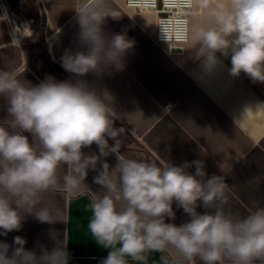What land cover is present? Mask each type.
<instances>
[{
    "label": "clouds",
    "instance_id": "clouds-1",
    "mask_svg": "<svg viewBox=\"0 0 264 264\" xmlns=\"http://www.w3.org/2000/svg\"><path fill=\"white\" fill-rule=\"evenodd\" d=\"M199 2L209 8V0ZM74 11L79 48L66 50L61 59L76 79L48 76L32 85L21 72L0 70L8 114L0 120V235L20 230L26 214L41 223L63 222L58 212L37 207L41 196L79 193L88 188L85 180L93 170L101 190L91 198L88 229L109 250L101 264H148L149 253L169 246L188 264L197 258L201 264H264V206L253 202L243 217L226 212L229 184L224 176L209 177L202 160L161 166L120 153L125 129L114 127L110 96L84 77L122 71L134 41L104 30L107 17L119 18L111 0H78ZM191 40L193 56L206 71L217 67L221 53L231 57L233 77L243 72L253 83H264V0L218 4L192 29ZM93 144L99 154L82 151ZM111 154L114 168L103 159ZM173 203L189 217L180 226L165 222L175 219ZM201 205L203 213L197 212ZM25 244L21 236L12 245L0 241V264H69L65 240L56 239L51 251L42 248L39 255ZM161 261L169 264L164 256Z\"/></svg>",
    "mask_w": 264,
    "mask_h": 264
},
{
    "label": "crops",
    "instance_id": "crops-1",
    "mask_svg": "<svg viewBox=\"0 0 264 264\" xmlns=\"http://www.w3.org/2000/svg\"><path fill=\"white\" fill-rule=\"evenodd\" d=\"M226 2L209 0L205 9L199 0L176 7L169 0L139 5L136 0H111L119 18L107 17L103 28L109 34H126L134 46L122 71L102 77L88 74L84 79L110 96L114 127L125 129L121 154L161 166L202 160L209 177L224 176L229 184L224 210L243 217L253 202L264 206V83H253L243 72L233 77L230 56L217 53L220 63L208 72L192 53V29L205 23L208 10ZM77 3L0 0V70L21 72L32 85L48 76L76 79L62 67L61 58L66 50L79 48ZM171 15L182 19L177 39L164 37L161 29L163 19ZM6 107L0 97V120L8 115ZM25 135L31 141V135ZM109 144L114 141L109 139ZM82 151L99 154L95 144ZM103 159L116 166L115 154ZM59 171L62 175L64 169ZM188 171L194 174L195 168ZM96 175L88 171V188L79 193L56 190L41 196L37 207L58 212L63 222L41 223L26 214L20 230L0 235V241L12 245L14 237L21 236L25 248L39 255L42 248L51 251L56 239L65 240L69 264H101L109 250L97 244L88 229L90 201L101 190L93 182ZM172 207L175 219L166 218V223L180 226L189 220L176 203ZM204 211L202 205L197 207V212ZM161 256L169 264H188L171 246L164 253H149L148 264H162ZM195 264L201 261L197 258Z\"/></svg>",
    "mask_w": 264,
    "mask_h": 264
},
{
    "label": "built area",
    "instance_id": "built-area-1",
    "mask_svg": "<svg viewBox=\"0 0 264 264\" xmlns=\"http://www.w3.org/2000/svg\"><path fill=\"white\" fill-rule=\"evenodd\" d=\"M137 4L139 5V2H143V4H150L149 2L152 0H136ZM171 3L169 5L171 7L176 6H186L189 2V0H169ZM147 2V3H146ZM164 37L166 38H174L177 39L180 35V30L182 27V19L177 17H172V15L169 18H164Z\"/></svg>",
    "mask_w": 264,
    "mask_h": 264
}]
</instances>
